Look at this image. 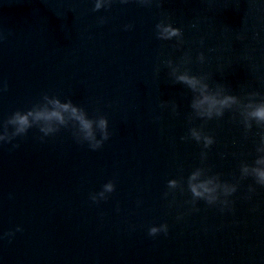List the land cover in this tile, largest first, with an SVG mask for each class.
Instances as JSON below:
<instances>
[{"label":"water","instance_id":"obj_1","mask_svg":"<svg viewBox=\"0 0 264 264\" xmlns=\"http://www.w3.org/2000/svg\"><path fill=\"white\" fill-rule=\"evenodd\" d=\"M93 9V0H0V123L47 94L105 116L110 132L96 151L70 127L43 140L33 128L18 148L0 147V236L22 228L0 239V264H264V187L239 179L259 130L245 134L233 112L189 123L191 92L163 63L190 53L187 67L211 87L264 96V3L113 0ZM160 20L182 30L181 46L156 38ZM192 126L214 136L211 148L181 139ZM201 166L239 180L231 210L186 203L187 178ZM171 179L185 190L165 198ZM109 180L115 191L94 203ZM164 223L167 235L148 234Z\"/></svg>","mask_w":264,"mask_h":264},{"label":"clouds","instance_id":"obj_2","mask_svg":"<svg viewBox=\"0 0 264 264\" xmlns=\"http://www.w3.org/2000/svg\"><path fill=\"white\" fill-rule=\"evenodd\" d=\"M93 2V10L99 11L106 6L111 7L113 0H93ZM135 2L143 6H151L155 0H135ZM260 2L264 3V0H260ZM120 3L127 4L129 0H120ZM192 27L195 28L196 24H193ZM125 28L130 29L131 25H126ZM155 34L159 40L171 41L175 39L178 46L183 44L182 30L174 27L168 21L160 20L155 25ZM3 38V33L0 32V40ZM197 59L200 63H204L206 57L201 52ZM191 62L190 53H185L178 64L171 59L163 62L171 69L170 76L173 82L184 85L191 92L189 123L195 119L205 122L221 119L226 112H233L234 118L238 117L243 125L245 134L251 132L253 127L257 128L259 131L255 145L256 157L251 163L241 162L239 179L251 177L256 185L264 187V96L260 92H248L243 97L233 95L221 84H216L213 88L209 84L210 77L207 74H192L187 67ZM168 106L166 104L162 107ZM170 107L175 113L177 105L173 102ZM69 127L74 131L76 141L87 144L93 151L102 148L104 142L110 138L109 121L105 116L92 118L83 107L75 104L71 99L62 101L55 95L44 94L42 99L27 111L17 110L7 120L0 123V147L12 144L13 148H18L19 144L13 142L19 137L26 136L33 128L39 130L42 134L40 139L43 140L45 137L58 133L62 128ZM181 139L194 140L197 144L202 145V149H209L215 143L214 136L206 133L203 126L190 127L188 134ZM207 156V152L202 150L200 153L202 165L207 160ZM238 186L239 180L229 182L222 179L221 174L212 173L210 168L197 167L187 178V191L191 194V199L186 203L192 205L191 210L193 211L199 210L196 208L199 201L205 202L210 207L218 206L222 212L231 210L234 202L230 198L237 193ZM167 187L169 191L164 193L165 198L169 195L174 196L177 189L181 193L185 190L183 183L176 179L169 180ZM115 188V183L109 180L102 186V190L93 193L90 199L94 203L107 200ZM248 192L249 194L255 192V188L250 185ZM248 198L250 199L251 196L249 195ZM181 218V216L177 217L178 220ZM19 231H22V228L17 226L15 231L4 233L0 239H4V237L11 239L15 236V232ZM160 233L167 235L168 225L166 223L152 226L148 230V234L153 237Z\"/></svg>","mask_w":264,"mask_h":264}]
</instances>
